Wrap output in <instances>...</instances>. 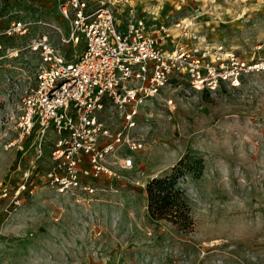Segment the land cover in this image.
I'll list each match as a JSON object with an SVG mask.
<instances>
[{
	"label": "rangeland",
	"instance_id": "374dc122",
	"mask_svg": "<svg viewBox=\"0 0 264 264\" xmlns=\"http://www.w3.org/2000/svg\"><path fill=\"white\" fill-rule=\"evenodd\" d=\"M133 1L149 33L170 28L171 45L264 58V0ZM15 19L30 29L3 37L0 50V264H264V74L216 93L172 85L142 109L135 134L145 150L133 155L134 167L119 168L96 199L61 196L46 180L53 129L42 145L36 129L6 146L18 139L11 117L39 63L29 43L51 33L68 58L84 45L60 44L50 27L65 25L55 0H1V30ZM182 159L178 186L195 219L188 230L153 219L146 194L151 179L173 175Z\"/></svg>",
	"mask_w": 264,
	"mask_h": 264
},
{
	"label": "built area",
	"instance_id": "2783aa9c",
	"mask_svg": "<svg viewBox=\"0 0 264 264\" xmlns=\"http://www.w3.org/2000/svg\"><path fill=\"white\" fill-rule=\"evenodd\" d=\"M55 1L65 25L50 27L60 44L84 47L68 58L46 32L29 43L39 63L11 117L18 139L6 151L36 129L42 145L53 129L46 180L58 195L96 199L100 184L119 179V168L132 169L133 155L145 150L135 134L142 109L172 85L186 81L188 93H216L264 74V58L249 60L223 45H171L168 26L149 33L133 0ZM29 29L21 19L0 28V50L3 37L26 36ZM167 103L175 108L173 99Z\"/></svg>",
	"mask_w": 264,
	"mask_h": 264
},
{
	"label": "trees",
	"instance_id": "16d2710c",
	"mask_svg": "<svg viewBox=\"0 0 264 264\" xmlns=\"http://www.w3.org/2000/svg\"><path fill=\"white\" fill-rule=\"evenodd\" d=\"M182 159L175 167V173L164 178H153L147 185L148 213L155 220H165L180 230L195 227L191 208L183 198V191L178 186L182 169L188 167ZM200 162H197V164Z\"/></svg>",
	"mask_w": 264,
	"mask_h": 264
},
{
	"label": "crops",
	"instance_id": "0c3cea01",
	"mask_svg": "<svg viewBox=\"0 0 264 264\" xmlns=\"http://www.w3.org/2000/svg\"><path fill=\"white\" fill-rule=\"evenodd\" d=\"M48 4V3H47ZM50 4V3H49ZM52 4V3H51ZM152 180V179H151Z\"/></svg>",
	"mask_w": 264,
	"mask_h": 264
}]
</instances>
